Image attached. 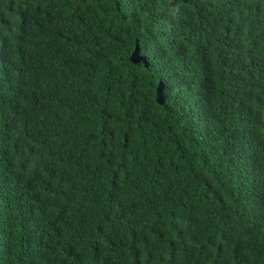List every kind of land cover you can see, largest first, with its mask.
I'll use <instances>...</instances> for the list:
<instances>
[{
	"label": "trees",
	"instance_id": "obj_1",
	"mask_svg": "<svg viewBox=\"0 0 264 264\" xmlns=\"http://www.w3.org/2000/svg\"><path fill=\"white\" fill-rule=\"evenodd\" d=\"M0 264H264V0H0Z\"/></svg>",
	"mask_w": 264,
	"mask_h": 264
}]
</instances>
